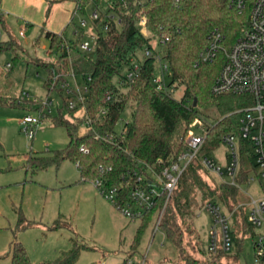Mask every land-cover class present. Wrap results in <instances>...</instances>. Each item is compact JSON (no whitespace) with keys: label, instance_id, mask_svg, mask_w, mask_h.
<instances>
[{"label":"trees","instance_id":"obj_1","mask_svg":"<svg viewBox=\"0 0 264 264\" xmlns=\"http://www.w3.org/2000/svg\"><path fill=\"white\" fill-rule=\"evenodd\" d=\"M69 1L80 7L82 15L87 14V8L92 3L97 4L95 0ZM111 1L108 10L102 12L99 19L92 23V31L97 38L90 52L83 53L78 48L80 41L85 38L82 31L77 38L71 37L68 40L63 35L42 29V36L50 42L48 55L51 57L55 54V60H34L30 63L51 74V78L45 83L48 91L57 89L59 93H63L61 84L67 83L66 78L72 79L71 75L75 76V81L72 79L74 86L67 83L71 90L76 93V77H80L87 88L84 104L77 107L81 112L80 119H63L62 110H59V117L53 121V125L66 131L68 144L65 149L56 151L50 159H41L40 162L30 160L31 164L36 168H46L51 164L59 165L69 160L76 165L82 183L101 180L106 188L120 185L127 174H145L143 165L160 172L163 166L158 165V161H163L164 165L170 159L176 161L185 148L184 139L193 130L192 125L196 120H203L200 112L205 107H215L222 118L207 126L208 133L200 153L207 156L219 148L221 135L236 131L232 121L225 119V116L242 106L245 97H215L210 94L213 81L224 63V54H218L212 63L198 68H194V63L206 45L208 33L213 29H218L225 36L224 47L229 49L246 26L249 13L247 9L244 14L238 15L229 8V0H124L125 7ZM45 2L48 18L51 8L57 2ZM110 14L113 19L109 17ZM141 18L146 20L144 30L139 27ZM0 25L5 29L1 9ZM104 25H108L106 31L103 30ZM166 37L169 42L162 43ZM62 45L64 49H61ZM8 49L13 50L12 43L0 44V51ZM146 50L151 52L150 57H144ZM139 53L143 54L142 59L138 57ZM159 62L168 67V86L184 88L180 99L155 89L152 79ZM135 66L138 69L134 71ZM132 71L134 76L131 82L126 76ZM108 96L112 98L110 103L106 101ZM68 98L73 96H65L63 109L72 114L75 111L68 109ZM129 100L135 102L131 119L118 129L121 115ZM29 102L31 109L37 106L34 110L40 115L41 121L49 117L47 109ZM0 105L19 104L10 100L0 102ZM103 108L106 110L105 115H101ZM81 126L87 129L83 135L79 134ZM111 134L115 136L113 142L106 141L104 137ZM81 146L88 152H81ZM243 157L245 156L241 158L237 179L239 185L247 182V175L252 169L249 161L246 164ZM200 168L206 170L200 160H195L188 166L164 209L158 229L174 246L176 257L175 262L163 260L160 264H201L196 258L184 256L186 245L184 246L182 232L177 223L178 218L182 219L191 214V195L195 189L202 194V200L217 197L221 201L229 198L232 202L236 201L237 189L232 186H222V194L216 196V192L210 190L201 179ZM164 200L165 196L162 195L156 206L140 219L134 247L138 246L143 232L155 219ZM240 215L242 225L249 229L245 234L248 236L250 227H253L247 222L244 209ZM245 236L242 235L243 238ZM83 249L88 248L74 246L57 261L47 264H74ZM7 255L11 264H30L24 247L16 240L10 244ZM204 255L208 258L229 256L220 248L215 254L204 251ZM128 260L130 259L126 258L122 264H127ZM259 263L264 264L262 258Z\"/></svg>","mask_w":264,"mask_h":264},{"label":"rangeland","instance_id":"obj_2","mask_svg":"<svg viewBox=\"0 0 264 264\" xmlns=\"http://www.w3.org/2000/svg\"><path fill=\"white\" fill-rule=\"evenodd\" d=\"M54 1L57 3L48 18L45 0L2 1L5 29L0 25V44L12 43L14 51H0V102L11 100L19 105H0V264H11L7 254L15 240L24 247L30 264L54 263L74 246L88 248L80 251L74 264H122L126 258L149 264H160L163 260L175 262L176 250L161 230H155L154 220L143 232L138 246L134 247L140 220L126 218L95 184L82 183L73 162L66 160L46 168H36L30 162L50 159L56 151H62L67 146L66 131L53 125V121L59 117V110H62L63 119L73 121L81 118L80 111L69 114L63 109L65 92L47 90L45 83L51 74L44 68L30 64L34 60H55V54L51 57L48 55L50 42L42 36L45 22L46 29L70 40L73 24L77 25L81 19L80 14L75 15L73 24L69 25L72 2ZM103 5L104 0H100L98 6ZM93 10L91 5L87 13ZM20 33L24 35L23 38ZM153 45L158 49L154 42ZM138 57L142 59L143 54L139 53ZM66 80L74 86L71 78ZM76 82L80 88L85 87L80 77H76ZM183 91V87L178 88L174 98L180 99ZM34 99L50 101V114L41 121L34 139L29 141L21 122L25 116H39L34 110L37 106L30 107L29 101ZM247 103L245 99L244 104L236 109L246 107ZM134 107L135 102L129 100L118 129L130 121ZM200 113L206 126L222 118L215 107H205ZM86 131L84 126L79 128L80 135ZM193 133L198 131L193 130ZM203 156L199 153L196 160H201ZM207 156L220 167L228 162L227 148L223 144ZM249 159L254 162L252 158ZM249 159L243 157L246 164ZM199 173L216 196L222 194V186H230L225 183L226 178H220L210 171L201 169ZM262 184L264 186V181ZM236 189L235 202L231 198L221 201L217 197L202 200V194L194 190L191 214L177 220L186 245L187 253L184 256L196 258L201 264H260L257 245L262 239L264 251V225L260 228L250 227V233L245 236L249 229L242 225L240 213L248 201L247 196L259 199L264 192L258 181ZM207 202L219 206L232 224V247L229 256L224 258L204 255L214 225L212 216L204 207Z\"/></svg>","mask_w":264,"mask_h":264},{"label":"built area","instance_id":"obj_3","mask_svg":"<svg viewBox=\"0 0 264 264\" xmlns=\"http://www.w3.org/2000/svg\"><path fill=\"white\" fill-rule=\"evenodd\" d=\"M100 0H95L97 4L92 3L94 10L91 13L82 15L80 7H74L71 15L70 25L73 24L74 16L81 15V19L77 25H74L73 38H77L82 31L85 38L80 41L78 48L83 53L91 51L96 34L92 31V23L99 19L102 12L109 8L112 4L111 0H104L103 7L98 6ZM118 5L125 7L124 0H113ZM229 8L235 10L238 15L244 14L249 9L248 20L246 26L242 29L239 38L229 48L224 47L225 36L218 30H211L206 37V45L199 52L194 68H198L204 64L212 63L218 54H224L225 60L221 66L217 76L215 77L210 89L212 96H241L248 99V105L241 109H236L225 116L235 126V132H226L220 137V142L227 148L228 162L225 166L220 167L215 164L208 156H203L200 164L207 170L220 178H226L225 183L235 188H241L237 182L241 167V158L246 156L252 169L247 175L245 185L258 181L264 192V0H229ZM111 19L113 16L109 15ZM146 20H139V27L145 29ZM108 25H104L103 30L106 31ZM23 38L24 35L20 33ZM166 37L162 43H168ZM64 49V45L61 46ZM151 52L144 51V57H150ZM9 67V65H8ZM138 67H134V71ZM134 71L127 74V79L132 82ZM168 67L165 63L159 62L158 69L154 74L152 83L159 92H164L174 97L177 88L175 85L168 86L166 76ZM75 81V76L71 75ZM63 92H65L66 103L69 110L77 111L79 105L84 104V94L87 88H79L75 85L76 93L70 89L69 84H61ZM28 97V95H26ZM111 96L106 98L110 103ZM35 105H40L47 109L50 113L48 105L51 104L47 99L40 101L34 99ZM106 110H101V115H105ZM39 115V114H38ZM41 123L40 115L38 117L25 116L21 122L24 127L23 132L29 141L33 140L35 131ZM89 124V121H87ZM193 133L190 130L184 139L185 148L179 153L176 161L171 159L164 165L163 161H158V165H162L163 169L156 172L150 167L143 165L145 174H127L121 184L106 188L101 180L95 181L96 188L102 195L109 200L117 210H119L126 218L130 220H140L142 216L156 206L158 199L164 195L165 200L161 209L157 210L155 216V230L159 228L160 220L164 209L177 187L178 181L188 166L193 163L200 153L208 133V128L201 120H196L192 125ZM118 134V133H117ZM119 134H122L120 132ZM115 136L107 135L104 137L106 141L113 142ZM80 151L87 153V149L83 146ZM102 171L103 169L100 168ZM247 196V194H244ZM248 198L243 209L246 213L247 222L253 228H260L264 225V195L259 199ZM205 210L212 216L214 225L211 228L207 246L209 254H215L220 248L229 254L232 247V238L230 235L231 223L226 215L221 211L220 207L212 202L205 204ZM258 258L264 257L262 239L259 241ZM127 264H135L132 260H128ZM139 264H145L140 262Z\"/></svg>","mask_w":264,"mask_h":264},{"label":"crops","instance_id":"obj_4","mask_svg":"<svg viewBox=\"0 0 264 264\" xmlns=\"http://www.w3.org/2000/svg\"><path fill=\"white\" fill-rule=\"evenodd\" d=\"M3 1V0H2ZM2 1H1V6H0V9H1V11L4 13V11H3V8H2ZM46 3V2H45ZM46 6H47V3H46ZM54 6V5H53ZM74 7H75V3H73L72 2V10H71V12L69 13V22H70V20H71V15H72V13H73V10H74ZM52 9V8H51ZM51 12V11H50ZM45 24H46V22L43 24V28L42 29H46L45 28ZM69 25H70V23H69ZM50 29V28H49ZM45 31H48V32H51V33H53V34H55L54 32H52L51 30H48V29H46ZM49 53V52H48ZM34 139V138H33ZM32 141V140H31ZM130 260H132L134 263H136V264H139L140 262H138V261H134L133 259H130Z\"/></svg>","mask_w":264,"mask_h":264},{"label":"water","instance_id":"obj_5","mask_svg":"<svg viewBox=\"0 0 264 264\" xmlns=\"http://www.w3.org/2000/svg\"><path fill=\"white\" fill-rule=\"evenodd\" d=\"M194 106L196 105V100H194ZM262 262H264V257L262 258Z\"/></svg>","mask_w":264,"mask_h":264}]
</instances>
